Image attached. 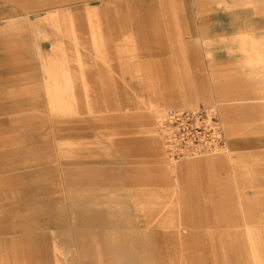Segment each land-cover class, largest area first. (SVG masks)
I'll return each mask as SVG.
<instances>
[{
    "label": "rangeland",
    "instance_id": "374dc122",
    "mask_svg": "<svg viewBox=\"0 0 264 264\" xmlns=\"http://www.w3.org/2000/svg\"><path fill=\"white\" fill-rule=\"evenodd\" d=\"M37 2L0 0L4 61L27 62L0 75V230L39 224L51 238L78 223L81 202L65 209L74 195L99 203L103 216L162 223L141 225L148 234L182 224L180 243L172 234L141 240L148 264H264V75H208L209 1L72 0L55 25L31 13ZM23 19L42 22V32L22 38L9 22ZM9 76L18 81L7 83ZM56 87L53 99L62 100L53 104L47 90ZM202 105L219 107L227 145L170 161L161 118L170 108ZM32 126L59 135L60 146L29 134ZM66 127L69 136L60 137ZM20 244L26 254L18 264H44L42 247L25 236ZM71 245L43 249L58 264H74Z\"/></svg>",
    "mask_w": 264,
    "mask_h": 264
},
{
    "label": "bare ground",
    "instance_id": "6f19581e",
    "mask_svg": "<svg viewBox=\"0 0 264 264\" xmlns=\"http://www.w3.org/2000/svg\"><path fill=\"white\" fill-rule=\"evenodd\" d=\"M65 2L66 4H63ZM72 0H39L37 2V5H39V8L36 10L31 11V13H34L36 15H42L44 17V22L53 23L55 25L56 23V16L60 14L62 16L63 13H66L68 11V7H72ZM40 11H45L47 14H42ZM69 15V13H67ZM15 26L17 27L21 32V37L24 38L34 30L39 32H42V22H38L35 24H32L33 26H30V22L28 19L23 20H14L9 22V26ZM8 26V24H7ZM45 29V28H44ZM168 30H171L170 27L167 28ZM48 40V39H47ZM46 40V41H47ZM53 44V42L50 40L48 41ZM59 44H56V52L54 55H56L58 51ZM44 47L43 45L41 46ZM5 55L2 54L0 51V75H11L12 73L17 72L15 69H24L25 66H27L26 61L22 62H14L8 59L7 61ZM56 60H58L60 63H62L63 60L59 59L57 56L54 57ZM55 61V60H54ZM18 80L16 78L10 77L8 79L9 84H14ZM55 83V82H54ZM58 85V84H57ZM55 83V86H57ZM51 87V86H48ZM57 87L54 91L47 90L48 95H50L52 98L50 99L53 104H55V101H60L62 99L57 98L53 99V95H56L57 93ZM12 89H9L8 93H11ZM25 103H28V100L25 102L20 103H14L16 107H19L20 105H23ZM21 107V106H20ZM29 134H33L36 137H43L45 140H53V143H55L56 146H60V143L58 142L59 135H53L51 138L49 137L46 128L44 126L42 127H36L32 126L29 127ZM67 129V130H66ZM63 129H59L60 131V137L61 136H69V132L72 131L70 128L66 127ZM74 129H81L78 127L72 128ZM55 130H58V128L55 127ZM63 132V134L61 133ZM48 135V136H46ZM58 139V140H57ZM14 140V139H12ZM85 163V162H80ZM81 197L76 198L74 195L71 196L70 203H68L67 206H65V209L68 208L71 209V207H76V205H79V202H81L82 205H80V208H77L75 210V215H77L78 223L76 225H64L61 227V229L58 231V229L53 232V234L49 238L48 236H45L42 234V231L45 230L46 227H42L39 224H35L34 227L29 228H13V229H1L0 230V264H3L5 260L7 261L5 264H9L12 262V264H18L17 259H22L21 257L25 256L26 250L22 247L20 244V241H22L25 238H30L32 243H34L38 247H42L38 251L39 258L44 262V264H52L53 261L58 264V258L55 254H53L49 249L45 247L50 242L53 246H57L61 242L67 243L71 246H73L75 249H73V252L75 253V259H73L74 264H148V260L151 257L150 254H147L145 250V246L141 242L142 239H146L149 236H161L167 237V236H174L177 241L180 243L185 239V231L182 228V224L176 223L174 221L170 227H171V233L168 232H160L157 233L152 232L150 234L144 232L141 225H144L145 222L142 221H125L122 217L119 215H114L113 217L103 216L99 207V203H92V200H79ZM93 199V198H92ZM75 200V201H74ZM79 201L77 204L75 202ZM96 201V200H94ZM93 201V202H94ZM98 201V200H97ZM75 203V204H74ZM70 204V205H69ZM98 205V207H97ZM69 209V210H70ZM86 213V214H85ZM165 223V221H164ZM146 224V223H145ZM148 227L147 229L154 228L155 226H160L162 223L150 225V223L146 224ZM154 230V229H152ZM151 230V231H152ZM6 234L13 235L11 237L6 236ZM2 235H5L2 236ZM13 246L11 253L12 256L14 254L13 260L9 261L8 258L11 257L10 254H8V248ZM6 252H2V251ZM101 251V256L98 255V251ZM9 261V262H8ZM52 261V262H51ZM75 261V262H74ZM54 264V263H53Z\"/></svg>",
    "mask_w": 264,
    "mask_h": 264
},
{
    "label": "crops",
    "instance_id": "0c3cea01",
    "mask_svg": "<svg viewBox=\"0 0 264 264\" xmlns=\"http://www.w3.org/2000/svg\"><path fill=\"white\" fill-rule=\"evenodd\" d=\"M207 1L202 33L207 64L215 72L208 75L233 69L240 76L264 75V0Z\"/></svg>",
    "mask_w": 264,
    "mask_h": 264
},
{
    "label": "built area",
    "instance_id": "2783aa9c",
    "mask_svg": "<svg viewBox=\"0 0 264 264\" xmlns=\"http://www.w3.org/2000/svg\"><path fill=\"white\" fill-rule=\"evenodd\" d=\"M160 122L159 136L170 161L216 154L228 142L217 105L170 108Z\"/></svg>",
    "mask_w": 264,
    "mask_h": 264
}]
</instances>
